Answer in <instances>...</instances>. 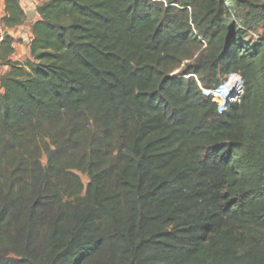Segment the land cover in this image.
<instances>
[{
  "label": "trees",
  "instance_id": "16d2710c",
  "mask_svg": "<svg viewBox=\"0 0 264 264\" xmlns=\"http://www.w3.org/2000/svg\"><path fill=\"white\" fill-rule=\"evenodd\" d=\"M39 1L0 47V264H264V2Z\"/></svg>",
  "mask_w": 264,
  "mask_h": 264
},
{
  "label": "crops",
  "instance_id": "0c3cea01",
  "mask_svg": "<svg viewBox=\"0 0 264 264\" xmlns=\"http://www.w3.org/2000/svg\"><path fill=\"white\" fill-rule=\"evenodd\" d=\"M21 6L25 10L26 17L22 24L16 28L7 30L15 41L12 44L14 52L8 59L16 61H24L29 57V44L33 38L32 25L35 21L40 19L37 11V6L40 4L39 0H20ZM5 15V0H0V22ZM9 70V66L4 64L2 58L0 59V77ZM0 87V91H1Z\"/></svg>",
  "mask_w": 264,
  "mask_h": 264
},
{
  "label": "rangeland",
  "instance_id": "374dc122",
  "mask_svg": "<svg viewBox=\"0 0 264 264\" xmlns=\"http://www.w3.org/2000/svg\"><path fill=\"white\" fill-rule=\"evenodd\" d=\"M223 1H224V3H231V0H223ZM258 1L259 2H264V0H258ZM259 31L262 32L263 29H259ZM236 76H238V75H236ZM229 79H230V77H228V79L223 83V85L218 90L215 91V93L217 94V97L220 100V103H221L220 105H222L223 102H225L226 99H227L226 96H224L225 94L223 95V90L222 89L224 88V86L226 85V83L229 81ZM240 81H241V77L238 76V79H234L233 80V83L235 85H239V82ZM241 88H242V84H241V86L239 88V91L240 92L242 91ZM236 99H238V96L234 97V99H232V101H234ZM43 162L44 163L46 162V158L45 157L43 158ZM81 177H82V180H83L84 184L86 185L88 183V177L85 174H81Z\"/></svg>",
  "mask_w": 264,
  "mask_h": 264
},
{
  "label": "bare ground",
  "instance_id": "6f19581e",
  "mask_svg": "<svg viewBox=\"0 0 264 264\" xmlns=\"http://www.w3.org/2000/svg\"><path fill=\"white\" fill-rule=\"evenodd\" d=\"M238 76L231 75L229 81L226 83V85L222 89L223 90V95L225 94L224 96H226V98H227L226 101L223 102V104H225L226 102L231 100L233 96H238V94L240 93L239 88H240L242 82L240 81L239 85H235L233 83V80L234 79H238Z\"/></svg>",
  "mask_w": 264,
  "mask_h": 264
},
{
  "label": "built area",
  "instance_id": "2783aa9c",
  "mask_svg": "<svg viewBox=\"0 0 264 264\" xmlns=\"http://www.w3.org/2000/svg\"><path fill=\"white\" fill-rule=\"evenodd\" d=\"M7 33H8V32H7V29L3 26L2 22H0V47H1L2 43L4 42V40H5V38H6V36H7ZM216 90H218V89H216ZM216 90H214V91L205 90V93H206L207 95H209V94H213L214 99L217 100V101H219V103H220V100H219V98L217 97V94L215 93ZM241 90H242V88H241ZM219 96H220V95H219ZM220 104H221V103H220ZM226 108H227L226 103L220 105V110H221V111L225 110Z\"/></svg>",
  "mask_w": 264,
  "mask_h": 264
},
{
  "label": "water",
  "instance_id": "95a60500",
  "mask_svg": "<svg viewBox=\"0 0 264 264\" xmlns=\"http://www.w3.org/2000/svg\"><path fill=\"white\" fill-rule=\"evenodd\" d=\"M241 82H242V78H241ZM242 91H243V88H242ZM242 91L238 94V98L241 96ZM234 97H236V96H233L232 99H234ZM232 99L229 100L228 102H226V106H228V104L230 103V101H232Z\"/></svg>",
  "mask_w": 264,
  "mask_h": 264
}]
</instances>
